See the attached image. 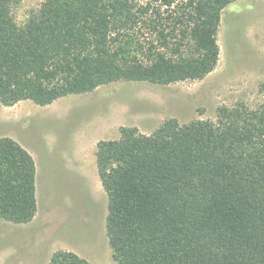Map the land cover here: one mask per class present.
I'll list each match as a JSON object with an SVG mask.
<instances>
[{"label": "trees", "instance_id": "trees-1", "mask_svg": "<svg viewBox=\"0 0 264 264\" xmlns=\"http://www.w3.org/2000/svg\"><path fill=\"white\" fill-rule=\"evenodd\" d=\"M0 0V104L47 106L115 82L170 85L216 67L222 10L236 0H45L22 24ZM264 98V83L259 87ZM98 177L116 264H264V101L215 121L122 127L100 141ZM36 164L0 137V219L37 212ZM48 264H90L68 251Z\"/></svg>", "mask_w": 264, "mask_h": 264}, {"label": "rangeland", "instance_id": "rangeland-1", "mask_svg": "<svg viewBox=\"0 0 264 264\" xmlns=\"http://www.w3.org/2000/svg\"><path fill=\"white\" fill-rule=\"evenodd\" d=\"M45 0L12 7L22 24ZM215 69L200 80L159 85L115 82L68 95L50 105L0 104V137L21 144L36 164L37 212L24 224L0 219V264H48L58 251L90 264H116L106 220L108 197L98 177L95 152L119 130L150 134L164 121H215L218 109L263 101L264 0H236L222 10Z\"/></svg>", "mask_w": 264, "mask_h": 264}]
</instances>
